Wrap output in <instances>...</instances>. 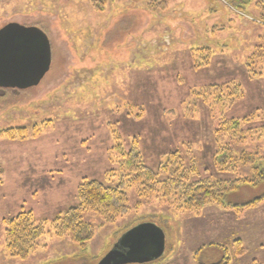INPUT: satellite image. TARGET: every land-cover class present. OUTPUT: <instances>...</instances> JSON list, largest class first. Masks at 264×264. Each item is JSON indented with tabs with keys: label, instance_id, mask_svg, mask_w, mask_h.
Masks as SVG:
<instances>
[{
	"label": "rangeland",
	"instance_id": "374dc122",
	"mask_svg": "<svg viewBox=\"0 0 264 264\" xmlns=\"http://www.w3.org/2000/svg\"><path fill=\"white\" fill-rule=\"evenodd\" d=\"M94 2H103L102 10ZM256 2L262 0H168L163 9L148 0H0V27L37 26L51 50L50 68L36 87L0 89V264H99L126 231L146 223L163 232L162 255L125 264H222L223 258L264 264V200L240 209L207 203L179 210L141 199L133 186L130 211L116 222L84 214L95 226L84 249L45 233L21 260L5 249L3 226L21 210H31L36 222L53 219L76 205L86 178L116 183L113 161L134 140L152 169L176 150L196 160L201 179L234 178L218 173L212 158L213 131L223 116L258 113L244 126L251 135L257 131L233 147L264 156V65L256 64L255 75L245 65L264 42ZM233 81L243 97L228 106L214 103L210 85ZM17 128L25 129L24 138ZM241 163L235 170L251 176ZM110 168L116 171L107 177ZM261 194L264 182L240 187L224 203Z\"/></svg>",
	"mask_w": 264,
	"mask_h": 264
},
{
	"label": "trees",
	"instance_id": "16d2710c",
	"mask_svg": "<svg viewBox=\"0 0 264 264\" xmlns=\"http://www.w3.org/2000/svg\"><path fill=\"white\" fill-rule=\"evenodd\" d=\"M168 0H148L149 5L158 8H166ZM256 6L263 11L260 20L264 25V0L256 2ZM97 10H102L103 2H94ZM256 64L264 65V42L254 48L245 65L252 75L259 72L254 70ZM238 83L229 82L223 85L211 84L213 92L212 101L228 106L237 99L243 97V91ZM210 87L208 89H210ZM2 89V88H0ZM7 89V88H4ZM257 114H251L243 118H227L223 116L218 127L213 131L214 146L216 147L212 158L218 173H234V178H199L197 166L192 156L185 157L179 151L166 154L165 159L155 169L149 167L142 160L137 151L136 141L130 149L120 153L117 164L118 179L114 184L106 183L100 179H84L77 187V200L74 206H70L61 214H57L51 220L36 222L31 210H21L17 215L4 219V245L8 254L16 259H26L37 248L38 240L43 234L50 233L58 238L68 239L70 242L84 249L86 243L95 235V226L84 220V214L93 212L103 224H112L130 211L128 205V188L136 187L138 197L141 199H160L163 203L173 204L180 210H200L204 204L213 203L224 208L256 206L264 200V194L241 204H225L227 194L235 193L240 187L256 186L264 182V156L256 152L244 149L235 152L236 144H242L252 136L251 128L244 129L248 122L257 120ZM264 130V127H260ZM18 137L24 138V128H17ZM8 131H13L9 129ZM115 135L113 140L117 141ZM234 143V145H233ZM113 148H120V142ZM239 155V156H238ZM241 161L243 165H249L251 176H246L236 164ZM238 168V167H237ZM114 168L105 172V176H114ZM241 239L233 242L238 254L242 253ZM212 246V245H210ZM201 250V249H199ZM198 250V251H199ZM224 259V258H223ZM222 259V264L229 262Z\"/></svg>",
	"mask_w": 264,
	"mask_h": 264
},
{
	"label": "water",
	"instance_id": "95a60500",
	"mask_svg": "<svg viewBox=\"0 0 264 264\" xmlns=\"http://www.w3.org/2000/svg\"><path fill=\"white\" fill-rule=\"evenodd\" d=\"M51 65L50 42L37 26L10 22L0 27V88L36 87ZM164 234L152 224L138 225L124 236L99 264H125L157 259Z\"/></svg>",
	"mask_w": 264,
	"mask_h": 264
}]
</instances>
